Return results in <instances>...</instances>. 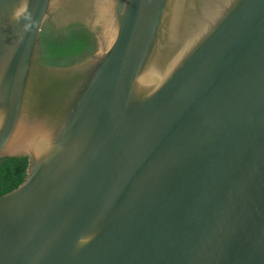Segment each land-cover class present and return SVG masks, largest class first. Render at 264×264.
<instances>
[{"label": "water", "instance_id": "1", "mask_svg": "<svg viewBox=\"0 0 264 264\" xmlns=\"http://www.w3.org/2000/svg\"><path fill=\"white\" fill-rule=\"evenodd\" d=\"M2 158L0 264H264V0H0Z\"/></svg>", "mask_w": 264, "mask_h": 264}, {"label": "trees", "instance_id": "2", "mask_svg": "<svg viewBox=\"0 0 264 264\" xmlns=\"http://www.w3.org/2000/svg\"><path fill=\"white\" fill-rule=\"evenodd\" d=\"M41 61L49 66H69L91 56L96 43L94 36L82 25H73L56 32L46 25L40 33ZM27 158L0 159V196L16 189L24 180Z\"/></svg>", "mask_w": 264, "mask_h": 264}, {"label": "clouds", "instance_id": "3", "mask_svg": "<svg viewBox=\"0 0 264 264\" xmlns=\"http://www.w3.org/2000/svg\"><path fill=\"white\" fill-rule=\"evenodd\" d=\"M12 19L18 24H20V22L23 21L24 23L22 26L25 31H29L34 24V21L32 20V14L28 10L26 4L24 5V7L19 8L18 10L13 12ZM87 242H89L87 238H81L79 240V243L81 244Z\"/></svg>", "mask_w": 264, "mask_h": 264}]
</instances>
